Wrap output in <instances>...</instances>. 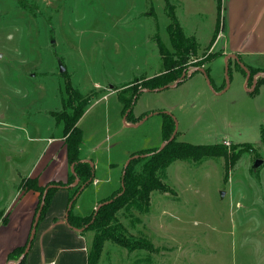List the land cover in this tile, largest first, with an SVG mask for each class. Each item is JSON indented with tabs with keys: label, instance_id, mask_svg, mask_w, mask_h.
Returning <instances> with one entry per match:
<instances>
[{
	"label": "rangeland",
	"instance_id": "1",
	"mask_svg": "<svg viewBox=\"0 0 264 264\" xmlns=\"http://www.w3.org/2000/svg\"><path fill=\"white\" fill-rule=\"evenodd\" d=\"M173 9L185 35L195 36L197 56L185 61L188 77L177 88L142 93L125 124L131 87L163 72L158 43L173 52ZM263 9V0H0V219L46 155L48 139L64 147L63 122L55 116L73 114L66 104L70 83L90 101L78 123L80 158L96 165L98 180L79 195L75 214L91 216L98 194L109 195L102 202L115 198L132 157L145 156L133 167L142 173L145 154L163 144L162 113L175 119L177 142L219 144L228 152L174 162L165 173L168 193L153 192L147 211L130 207L117 214L124 233L145 239L152 250L108 241L97 264H264V164L252 169L264 160V84L249 93L231 59L225 91L223 54L238 44L242 63L264 67V20L257 21ZM210 54L209 85L192 68ZM86 228L89 254L96 232Z\"/></svg>",
	"mask_w": 264,
	"mask_h": 264
},
{
	"label": "trees",
	"instance_id": "2",
	"mask_svg": "<svg viewBox=\"0 0 264 264\" xmlns=\"http://www.w3.org/2000/svg\"><path fill=\"white\" fill-rule=\"evenodd\" d=\"M174 11L175 9H173V12L169 14L171 23L168 27L171 41L170 45L173 52L169 53L163 44L158 43L159 52L163 61V72L152 79L142 81L140 87L136 88L135 85L131 87L132 98L130 100L124 101L125 112L129 111L127 120L132 115L133 107L137 103L139 97L142 93L146 92V90L153 91L170 86L171 84L176 83L178 80L183 79L184 74L185 77L183 81L188 77V72L190 69L185 65V61L197 56L199 44L195 36L185 35L181 26L178 24ZM218 14L219 18L217 20V27L212 40L213 44L215 43L219 34V21L221 15L220 2L218 3ZM213 58L215 57L211 54L208 55L205 60L201 61V63H199V65L195 66L194 68H204L208 74V70L205 68V65ZM239 59L242 62L240 57ZM243 64L249 69L251 73L249 84L251 81L253 82V77L255 75L260 73L264 74V68L254 69L245 63ZM194 68H192V70ZM240 69H242V72L246 77L244 69L241 67ZM262 84H264V77L257 81L254 93L258 92L259 86ZM65 90L68 97L66 104L69 103L70 106H72L73 114L70 115L68 111L65 110L58 117L55 116V119L59 123L63 122V138L65 139L67 158L69 160V164L71 166H75L74 172L80 179L78 186L69 189L71 193L69 206L72 205V208L68 212V224L73 229L77 230H85L86 227H88L86 229H95L96 234L92 248L88 254V264L98 263L102 249L105 243L108 241L131 251H151L152 247L148 241L145 239H135L127 236L124 233L123 227L118 222L117 214L121 210L129 209L130 207H135L140 211H147L151 205V195L153 192L168 193L170 190L165 182V173L174 162L180 160L199 162L207 158L225 157L228 154L227 149L219 144L192 145L185 142H177L175 138V140L169 143L163 150L157 152L159 150L158 149L145 154L147 157L143 160L145 163L140 175L134 174L133 167L137 160H141L143 158L139 157L132 160L126 169L124 179L122 177L120 191L116 194L115 198L107 200V202H111L104 204L98 210L96 216V211H94L91 216L77 217L73 214V208L79 197L78 195L81 194L80 192H82L81 189L83 186L87 188L94 182L95 179L94 165L92 167L90 163L83 162L80 159V146L82 143L83 133L78 127V123L83 117L85 109L88 107V103H90V101L89 99H84L80 94L73 90L70 83L67 84ZM162 115V138L163 142H166L170 140L175 130L176 122L171 114L162 113ZM261 139L264 141V127L261 128ZM74 181L75 175L73 173L70 176L68 183L63 184L62 182H50L46 187L40 186L36 178H24L21 182L20 189L24 192L33 191L39 193L40 199L35 212L36 217L40 209L45 191L49 186L55 185L65 187L73 184ZM57 190L58 188H52L48 191L44 201V207L40 221L44 219L48 209L50 208L52 197ZM104 202L101 201L100 204ZM93 219L94 222L92 223ZM27 244L28 241L25 246L15 249L9 255V260L15 261V263H17L23 255ZM19 264H27L26 259H24Z\"/></svg>",
	"mask_w": 264,
	"mask_h": 264
},
{
	"label": "crops",
	"instance_id": "3",
	"mask_svg": "<svg viewBox=\"0 0 264 264\" xmlns=\"http://www.w3.org/2000/svg\"><path fill=\"white\" fill-rule=\"evenodd\" d=\"M260 20H264V9L257 16V21L260 22ZM251 37L252 35L249 36ZM238 46V44L234 45L233 51L223 52V54L241 55ZM244 62L254 69L264 68L255 67L245 60ZM48 140L50 142H48L46 155L41 157L42 159L36 163L31 174L26 177L36 178L42 187L50 182L66 183L72 175L65 145L62 147L60 144L62 141L59 139L49 138ZM80 159L83 162H90L88 159ZM94 167L96 168L95 164ZM93 184H98V180L95 179ZM108 196L98 194L94 196V199L99 205ZM70 197V190L66 188H59L53 195L50 208L37 227L34 242L26 257L27 264H88V247L83 231L73 229L66 219ZM39 198V193L24 192L18 185L14 199L5 208L3 219H0V264H14L15 261L9 260V255L15 249L25 246L29 240ZM73 214L77 217H87L75 214L74 208Z\"/></svg>",
	"mask_w": 264,
	"mask_h": 264
},
{
	"label": "water",
	"instance_id": "4",
	"mask_svg": "<svg viewBox=\"0 0 264 264\" xmlns=\"http://www.w3.org/2000/svg\"><path fill=\"white\" fill-rule=\"evenodd\" d=\"M231 59L235 60V61L239 64V66H240L241 68L244 69V71H245V73H246V84H245V87L247 88V91H248L249 93H253V92L255 91V88H256V85H257L256 78H254V81H253L252 87L249 88L248 85H249V80H250V78H251V73H250L249 69H248V68H247V67H246V66L240 61V59H239V57H238L237 55H228L227 58H226V63H227V67H226L227 86H226V90H225V91L228 90L229 85H230V83H229V75H228V73H229V66H228V63H229V61H230ZM65 72H66L65 67H64L62 64H60V73H61V74H64ZM193 72H200V73H202V74L206 77V79H207V81H208V84L210 85V81H209V79H208V75H207V73H206V71H205L204 68H194V69H193ZM260 75L264 76V74H260ZM184 77H185V74H184V76H183V79H184ZM183 79L178 80V81H177L175 84H173V85L166 86V87H164V88L156 89V90H153V91L146 90V92H158V91H161V90H165V89H167V88H177L178 85L183 81ZM128 115H129V111L127 112V114H126L125 117H124V122H125V124H127V118H128ZM138 125H139V124H138ZM135 127H138V126H135ZM177 133H178V129H177V125H175V130H174V132H173V134H172L170 140H169V141H166V142H163L161 148H160L157 152L163 150V149H164L169 143L173 142V141L175 140L176 136H177ZM142 157H145V156H142ZM136 158H138V156H134V157H132V158L127 162V164H126V166H125V170H124L123 175H122L123 179H124L125 174H126V169H127L128 166L130 165L131 161L134 160V159H136ZM88 163H90V165L93 167V164H92L91 162H88ZM263 164H264V160L258 159V160H256V162L254 163L252 169H253L254 171H256V170L260 169V167H261ZM74 167H75L74 165L71 166V171H72V173L75 175V181H74L73 184H71V185H69V186H65V187H60V186L51 185V186H49V187L47 188V190L45 191V194H44V196H43V200H42V203H41L40 209H39V211H38V213H37V215H36V217H35L34 223H33V227H32V230H31V233H30V236H29V240H28L27 247H26V249H25L23 255L21 256L20 260H19L17 263H14V264H19V263H21L24 259H26L27 255L29 254V252H30V250H31L32 243H33V241H34V239H35V235H36L37 227H38L39 222H40V219H41V214H42L43 207H44V201H45V198H46V196H47L48 191H49L50 189H52V188H58V189H59V188H66V189H71V188H74V187H76V186L79 185V183H80V179H79V178L77 177V175L75 174V172H74ZM122 185L124 186L123 183H122ZM84 188H85V186H83V188L81 189V191H83ZM80 193H81V192H80ZM79 195H80V194H79ZM79 195H78V196H79ZM224 195H225V194L222 193V196H224ZM109 202H111V201H109ZM109 202H105L104 204H107V203H109ZM104 204H100V205L96 208V210H95V211H96L95 216L97 215L98 210H99ZM71 208H72V205H70L69 208H68V210H67V216H66L67 221H68V212L71 210ZM93 222H94V219L92 220V223H93ZM69 226H70V225H69ZM76 230H77V229H76ZM79 231H83V229H81V230H79Z\"/></svg>",
	"mask_w": 264,
	"mask_h": 264
}]
</instances>
